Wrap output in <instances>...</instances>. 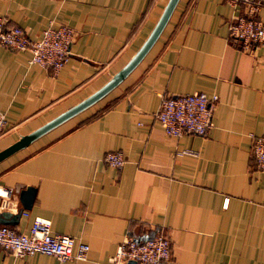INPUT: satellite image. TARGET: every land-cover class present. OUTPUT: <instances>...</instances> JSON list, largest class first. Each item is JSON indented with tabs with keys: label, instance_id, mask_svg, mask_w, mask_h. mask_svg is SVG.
Wrapping results in <instances>:
<instances>
[{
	"label": "crops",
	"instance_id": "0c3cea01",
	"mask_svg": "<svg viewBox=\"0 0 264 264\" xmlns=\"http://www.w3.org/2000/svg\"><path fill=\"white\" fill-rule=\"evenodd\" d=\"M166 0H0L5 25L37 38L72 29L56 71L0 47V150L106 82L140 46ZM243 13L226 0H177L157 37L112 88L0 158V212L21 208L14 185L33 188L6 224L26 232L34 217L87 244L84 259L41 253L0 264H109L123 236L160 231L169 257L157 264H264V170L249 134L264 135V42L242 50L228 25ZM254 16L264 21V8ZM200 91L216 102L205 134H165L154 117L160 95ZM118 150V167L101 157Z\"/></svg>",
	"mask_w": 264,
	"mask_h": 264
},
{
	"label": "built area",
	"instance_id": "2783aa9c",
	"mask_svg": "<svg viewBox=\"0 0 264 264\" xmlns=\"http://www.w3.org/2000/svg\"><path fill=\"white\" fill-rule=\"evenodd\" d=\"M229 4L242 5L243 13L235 16L228 25L229 36L235 38L242 50L264 42V21L257 19L254 13L264 8V0H226ZM72 29L60 24L56 27H44L37 38L28 37L16 25H5L0 15V47L12 51H27V61L56 72L67 60ZM216 95H206L200 91L175 95H160L154 117L162 131L171 136L183 133L203 135L210 127V118ZM4 116L0 112V134L3 132ZM251 138L250 154L253 165L264 170V135L249 134ZM102 161L112 167L120 166L124 157L118 150L107 151ZM12 189L0 186L1 198H9ZM0 248L14 256L32 253L52 255L57 260L84 259L88 246L68 234L54 233L49 229L47 220L34 217L26 232H16L6 224H0ZM170 255L169 240L160 231L135 239L125 235L117 242L109 264H157Z\"/></svg>",
	"mask_w": 264,
	"mask_h": 264
},
{
	"label": "water",
	"instance_id": "95a60500",
	"mask_svg": "<svg viewBox=\"0 0 264 264\" xmlns=\"http://www.w3.org/2000/svg\"><path fill=\"white\" fill-rule=\"evenodd\" d=\"M177 0H166L156 22L152 26L151 30L148 32L140 46L135 50V52L130 56V58L116 71L114 72L109 79L104 82L100 87L95 89L89 95L84 97L79 102L70 106L66 110L60 112L53 118L49 119L42 125L38 126L31 132L20 136L15 142L7 146L6 148L0 150V158L14 149L26 144L32 138L46 131L50 127L59 123L60 121L66 119L67 117L73 115L79 110L83 109L87 105L94 102L96 99L101 97L104 93H106L110 88L116 85L133 67L134 65L141 59L150 45L153 43L161 28L163 27L165 21L167 20L171 10L173 9ZM14 191L18 193V200L20 202L21 208L18 209L15 213H9L7 211L0 212V224H12L16 220V217L19 216L21 210L23 208H27L30 204L33 188L31 187H22L19 184L14 185ZM128 264H134L132 260L127 261Z\"/></svg>",
	"mask_w": 264,
	"mask_h": 264
}]
</instances>
